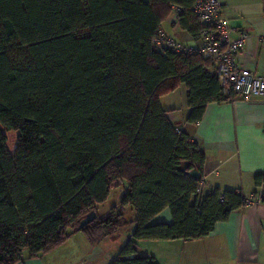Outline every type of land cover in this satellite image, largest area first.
Returning <instances> with one entry per match:
<instances>
[{
    "label": "trees",
    "instance_id": "1",
    "mask_svg": "<svg viewBox=\"0 0 264 264\" xmlns=\"http://www.w3.org/2000/svg\"><path fill=\"white\" fill-rule=\"evenodd\" d=\"M193 1L0 0V264L56 249L91 211L80 229L91 244L136 224L110 264H158L140 241L207 237L248 204L237 190L198 192L186 171L203 177L205 155L160 104L185 84L194 124L208 103L231 100L211 59L154 49L173 5L199 38ZM5 130L17 132L13 152ZM120 181L126 193L99 215ZM253 182L264 203V172ZM165 208L172 222L150 223Z\"/></svg>",
    "mask_w": 264,
    "mask_h": 264
},
{
    "label": "crops",
    "instance_id": "2",
    "mask_svg": "<svg viewBox=\"0 0 264 264\" xmlns=\"http://www.w3.org/2000/svg\"><path fill=\"white\" fill-rule=\"evenodd\" d=\"M219 2L221 14L230 24L249 34L245 48L238 53V63L254 67L264 77V41L260 39L264 34V0ZM176 11V6H171L160 29L185 45H197L198 39L182 27ZM160 104L168 120L179 125L180 131L197 143L205 155L202 193L219 188L241 191L246 198L253 196L254 175L264 172V97L210 102L202 119L194 124L186 121L190 108L185 84L180 83L174 90L162 94ZM113 187L121 188L117 198L120 200L127 191V183L120 181ZM125 217L134 219V211L127 208ZM171 222L168 208L150 221L152 224ZM135 226L130 223L95 244L84 236L78 238L77 231L55 250L16 264H110L119 256ZM138 253L152 256L158 264H264V203L248 204L233 211L228 220L218 222L214 231L204 238L142 240Z\"/></svg>",
    "mask_w": 264,
    "mask_h": 264
},
{
    "label": "built area",
    "instance_id": "3",
    "mask_svg": "<svg viewBox=\"0 0 264 264\" xmlns=\"http://www.w3.org/2000/svg\"><path fill=\"white\" fill-rule=\"evenodd\" d=\"M220 5L219 0L193 1L192 14L201 25L197 45H185L159 28L153 40L154 49L178 54L197 52L202 57L211 59L221 93L230 96L231 100L264 97V77L254 67L241 66L237 60L238 53L245 48L249 34L233 27L229 19L221 14ZM260 39L264 41V34ZM204 185L205 178L201 177L198 192L202 191ZM247 200L248 204L261 202L259 196H251Z\"/></svg>",
    "mask_w": 264,
    "mask_h": 264
},
{
    "label": "rangeland",
    "instance_id": "4",
    "mask_svg": "<svg viewBox=\"0 0 264 264\" xmlns=\"http://www.w3.org/2000/svg\"><path fill=\"white\" fill-rule=\"evenodd\" d=\"M5 134H6L7 139H8V141H7L8 149H9L10 152H13V150L15 148V144H16L17 132H15V131H6L5 130ZM119 191H121L120 187H113L112 188L108 200L105 203L99 205V209H98V214L99 215H102L103 212L106 211V210H111L112 206H114L117 202H119V200L117 199ZM129 220H131V219H129ZM128 226H130V224L127 225V227ZM83 236H84V238H87V236L82 231L79 230L78 231V238H81ZM53 250H55V249H53ZM53 250H51V251H53ZM51 251H48V252L43 253V254H47V253H49Z\"/></svg>",
    "mask_w": 264,
    "mask_h": 264
},
{
    "label": "water",
    "instance_id": "5",
    "mask_svg": "<svg viewBox=\"0 0 264 264\" xmlns=\"http://www.w3.org/2000/svg\"><path fill=\"white\" fill-rule=\"evenodd\" d=\"M182 170L186 171V167H182ZM186 176L191 178L192 180H199L201 177L200 172L196 168H192L191 170L186 171ZM97 217L96 213L94 211H91L88 213L79 223L77 227V231L82 229L85 225L89 224L93 220H95Z\"/></svg>",
    "mask_w": 264,
    "mask_h": 264
}]
</instances>
